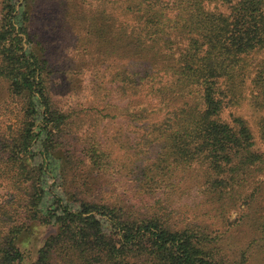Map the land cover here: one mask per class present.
<instances>
[{"label": "trees", "instance_id": "1", "mask_svg": "<svg viewBox=\"0 0 264 264\" xmlns=\"http://www.w3.org/2000/svg\"><path fill=\"white\" fill-rule=\"evenodd\" d=\"M62 1L75 36L66 63L90 91L69 108L56 98L61 65L36 27L50 3L0 0V167L25 193L0 196V264H30L23 239L39 227L55 233L33 264L264 256V152L248 120L223 118L247 99L248 59L264 56V0ZM254 69L249 102L264 133V57ZM87 119L96 125L81 159L76 134ZM107 120L119 126L112 136L100 132ZM84 164L97 177L132 179L141 203L172 192L182 203L195 188V207L176 216L160 200L134 208L90 199Z\"/></svg>", "mask_w": 264, "mask_h": 264}, {"label": "rangeland", "instance_id": "2", "mask_svg": "<svg viewBox=\"0 0 264 264\" xmlns=\"http://www.w3.org/2000/svg\"><path fill=\"white\" fill-rule=\"evenodd\" d=\"M48 2L50 3V7H42V10L40 12L41 17L36 23V27L40 31L42 40L47 43V47L48 49H50L52 58L57 59L59 61V64L61 65V73L58 74V79L56 80V92L58 94L56 98L61 106L69 108L70 106L78 103L77 100H79L78 98L80 96H83V98L89 96L90 91H88V89L86 88V82L88 81V78L84 74L75 76L76 73L73 70L74 68H72L73 66L69 65V62L66 63L67 59L71 56L70 46L72 42H74L75 36L73 35V33H70V27H66V25L63 24V17L66 8L61 9V7L59 6V4L63 1L53 0V3H51V0H48ZM62 25L64 28L63 30ZM263 57L264 56L262 53L253 55L248 59V64L255 67V65H257ZM254 67H251V74L247 76L246 90L244 92V95L247 99L241 101V104L239 106L226 107L223 118L227 121H231L234 116L240 115L248 120L255 139V149L260 152H264V133L262 129L263 124L261 121L262 115L256 114L249 102L250 93L252 90L250 81L253 77V72L255 70ZM76 89H78L77 91H80V89H82V95L75 93ZM2 92L3 89L2 86H0V95L2 94ZM95 125L96 122L91 123V121L87 119L86 126H83L82 129H78L79 131L77 130L78 133L76 134V137L78 138L79 146V154L77 155V157L81 159L85 158V154L82 152L81 143L84 144L82 140H85L86 137L90 136V134L95 130ZM117 127H119L117 126V120H107L101 125L100 132L104 133L105 129L107 136H112L117 133ZM83 167L84 168H82L81 171H84L83 179H86V183L88 184L86 188L89 189L90 194H93H89L90 199H98L115 205L127 204L128 206L134 208H141L144 205L149 206L151 203L160 200V205L162 204L164 208H168L169 205H175L176 210L179 212L178 214H176V216H185L187 213H190V207H195L196 197L198 196L195 188L193 189L192 193L189 192L186 195V199H184L182 203L178 202L177 199L174 200V198L172 197L175 195V192L169 194L171 196V200L169 195H166L164 197L158 195L155 197H149L148 202L145 201L144 203H141L140 200H142L143 197L136 194L137 192L135 189V183L132 181V179L117 176V173L115 175L108 174L103 177H97L96 174H91V172L88 171V168H86L85 164ZM0 169H2V171H0V183L5 179H8L10 182H12V185H10L12 188L8 186V183L6 185H0V196L11 193L12 189L14 191L20 192V195H24L25 193L23 186H15L14 181H11V179L7 177V175L3 174V167H0ZM238 218L239 216L236 212H234L231 216V221H234ZM34 233L35 236H25L23 239V246H26L25 250L27 252V261L30 264H33L36 261L38 257V250L43 246L45 240L50 235L55 233V229L51 227H39V229H36ZM234 235H237L236 243L242 244L243 241L247 240L243 231L236 232ZM232 243L233 244L231 247H242V245H236V243L234 242ZM250 264H264V256H257V258L254 259Z\"/></svg>", "mask_w": 264, "mask_h": 264}]
</instances>
